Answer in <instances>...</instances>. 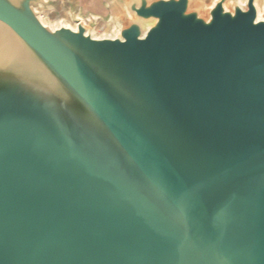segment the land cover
<instances>
[{
    "label": "water",
    "instance_id": "water-1",
    "mask_svg": "<svg viewBox=\"0 0 264 264\" xmlns=\"http://www.w3.org/2000/svg\"><path fill=\"white\" fill-rule=\"evenodd\" d=\"M0 0V264H264V0Z\"/></svg>",
    "mask_w": 264,
    "mask_h": 264
},
{
    "label": "rangeland",
    "instance_id": "rangeland-1",
    "mask_svg": "<svg viewBox=\"0 0 264 264\" xmlns=\"http://www.w3.org/2000/svg\"><path fill=\"white\" fill-rule=\"evenodd\" d=\"M68 0H58L59 5L47 12L40 14L41 19L45 23H50L52 26L59 24L62 20L70 19ZM263 4V0H259ZM78 16L80 15L83 21L95 19L98 21L96 33L98 35L110 34L115 19L119 15V11L113 3V0H77Z\"/></svg>",
    "mask_w": 264,
    "mask_h": 264
},
{
    "label": "crops",
    "instance_id": "crops-1",
    "mask_svg": "<svg viewBox=\"0 0 264 264\" xmlns=\"http://www.w3.org/2000/svg\"><path fill=\"white\" fill-rule=\"evenodd\" d=\"M41 17H42V16H41ZM79 17L81 18L80 15H79ZM42 19H43V18H42ZM81 19H82V18H81ZM66 23L74 26V24L70 21V19H66Z\"/></svg>",
    "mask_w": 264,
    "mask_h": 264
},
{
    "label": "bare ground",
    "instance_id": "bare-ground-1",
    "mask_svg": "<svg viewBox=\"0 0 264 264\" xmlns=\"http://www.w3.org/2000/svg\"><path fill=\"white\" fill-rule=\"evenodd\" d=\"M72 23H73V21L72 20H70ZM44 22V21H43ZM45 23V22H44ZM74 24V23H73ZM73 26V25H72ZM73 27H75V25L73 26ZM108 35H112V32L110 33V34H108Z\"/></svg>",
    "mask_w": 264,
    "mask_h": 264
},
{
    "label": "built area",
    "instance_id": "built-area-1",
    "mask_svg": "<svg viewBox=\"0 0 264 264\" xmlns=\"http://www.w3.org/2000/svg\"><path fill=\"white\" fill-rule=\"evenodd\" d=\"M85 23H87L86 21H84Z\"/></svg>",
    "mask_w": 264,
    "mask_h": 264
}]
</instances>
